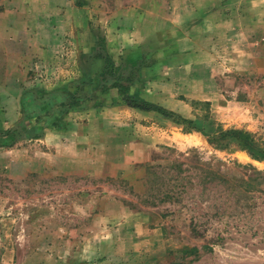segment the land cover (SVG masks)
Listing matches in <instances>:
<instances>
[{
    "label": "rangeland",
    "instance_id": "obj_1",
    "mask_svg": "<svg viewBox=\"0 0 264 264\" xmlns=\"http://www.w3.org/2000/svg\"><path fill=\"white\" fill-rule=\"evenodd\" d=\"M127 76L194 128L102 90ZM233 129L264 149V0H0V264H264Z\"/></svg>",
    "mask_w": 264,
    "mask_h": 264
},
{
    "label": "trees",
    "instance_id": "obj_2",
    "mask_svg": "<svg viewBox=\"0 0 264 264\" xmlns=\"http://www.w3.org/2000/svg\"><path fill=\"white\" fill-rule=\"evenodd\" d=\"M100 42L102 44V52L96 54V57L101 58L103 60V66L102 70L100 71L99 78L100 82L105 85L108 76H111V68L114 64L112 58L108 54L103 52V40L100 39ZM132 82H134L133 77L127 76L124 78V82L121 80L113 79L107 86H102L101 88H103V91L109 90L111 88L115 89L117 94L123 98L124 103L128 107L142 111H152L171 120L176 124L184 126L187 129L194 128L193 121L191 119L185 118L179 113H176L158 104L149 102L146 99L136 96V92L138 91L137 88L136 90H133V92H131ZM222 135L231 136L232 138H235L238 146L242 149H246L247 151H249L253 158L264 159V149L260 150L256 148L255 142L247 132L238 129H233L226 131Z\"/></svg>",
    "mask_w": 264,
    "mask_h": 264
},
{
    "label": "crops",
    "instance_id": "obj_3",
    "mask_svg": "<svg viewBox=\"0 0 264 264\" xmlns=\"http://www.w3.org/2000/svg\"><path fill=\"white\" fill-rule=\"evenodd\" d=\"M158 21L152 17H146V18H143L142 15H139L138 13L137 14H133L132 16L130 17H127L126 18V21H119V24L121 25L120 29H119V34L118 36L116 35V37L118 38H113V43H110V46H113L114 48L112 49L113 51H118V47H123L125 46V48H130V47H135V42H134V35H133V38L132 36L130 35V31H132L136 26L138 27H141V25H145L146 28L148 27V30L150 32V26H154V24H157ZM122 37L124 38L122 40ZM108 42V41H107ZM108 47L110 48L109 44L107 43ZM110 52H111V49H108ZM109 53V52H108ZM110 90V93L115 90L113 88L109 89ZM112 90V91H111ZM115 93V92H114ZM131 108V107H130ZM134 110H137L141 113H144V114H150V113H153L152 111H142V110H138V109H135ZM36 254H34L35 256Z\"/></svg>",
    "mask_w": 264,
    "mask_h": 264
}]
</instances>
